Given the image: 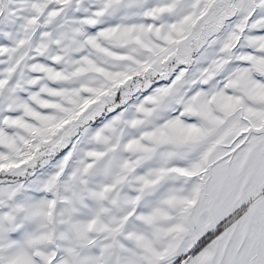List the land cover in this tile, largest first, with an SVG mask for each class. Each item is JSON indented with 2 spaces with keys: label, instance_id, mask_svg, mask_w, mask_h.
I'll return each mask as SVG.
<instances>
[{
  "label": "snow or ice",
  "instance_id": "6c2138e0",
  "mask_svg": "<svg viewBox=\"0 0 264 264\" xmlns=\"http://www.w3.org/2000/svg\"><path fill=\"white\" fill-rule=\"evenodd\" d=\"M0 264H264V0H0Z\"/></svg>",
  "mask_w": 264,
  "mask_h": 264
}]
</instances>
